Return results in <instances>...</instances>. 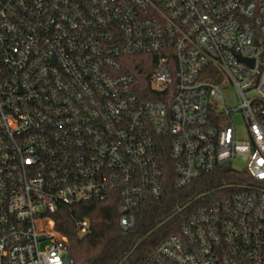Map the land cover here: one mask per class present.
I'll return each instance as SVG.
<instances>
[{
	"label": "built area",
	"instance_id": "2783aa9c",
	"mask_svg": "<svg viewBox=\"0 0 264 264\" xmlns=\"http://www.w3.org/2000/svg\"><path fill=\"white\" fill-rule=\"evenodd\" d=\"M166 149L175 188L237 177L142 264H264V0H0V264H72L63 206L112 196L134 226Z\"/></svg>",
	"mask_w": 264,
	"mask_h": 264
},
{
	"label": "trees",
	"instance_id": "16d2710c",
	"mask_svg": "<svg viewBox=\"0 0 264 264\" xmlns=\"http://www.w3.org/2000/svg\"><path fill=\"white\" fill-rule=\"evenodd\" d=\"M145 57L144 54L128 57L143 87H147ZM135 93L141 96L138 90ZM162 152L165 160L163 193L158 199L145 200L133 210L136 221L131 228H120L122 210L112 196L103 201L92 199L63 206L51 214L55 229L67 240L72 264H142L158 243L179 231L197 207L217 198L224 182L237 177L227 168H220L182 188H175L172 162L167 149ZM83 219L88 226L87 231L80 234L75 221Z\"/></svg>",
	"mask_w": 264,
	"mask_h": 264
},
{
	"label": "rangeland",
	"instance_id": "374dc122",
	"mask_svg": "<svg viewBox=\"0 0 264 264\" xmlns=\"http://www.w3.org/2000/svg\"><path fill=\"white\" fill-rule=\"evenodd\" d=\"M222 94L226 103L233 108H236L239 104V98L234 88L228 87L222 90ZM233 120L236 128V137L238 139H244L246 137L245 126L239 113L233 115ZM230 166L236 170H242L245 168V162L243 159L233 161Z\"/></svg>",
	"mask_w": 264,
	"mask_h": 264
}]
</instances>
